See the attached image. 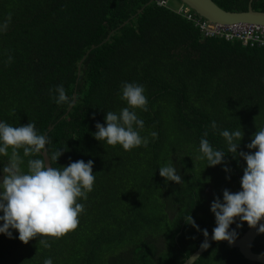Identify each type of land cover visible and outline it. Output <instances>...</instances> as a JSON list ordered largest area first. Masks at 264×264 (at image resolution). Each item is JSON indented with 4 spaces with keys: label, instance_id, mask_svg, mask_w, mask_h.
<instances>
[{
    "label": "trees",
    "instance_id": "1",
    "mask_svg": "<svg viewBox=\"0 0 264 264\" xmlns=\"http://www.w3.org/2000/svg\"><path fill=\"white\" fill-rule=\"evenodd\" d=\"M167 1L0 0V24L8 22L0 32V119L13 126L34 122L49 141V155L68 149L53 167L92 159L95 176L87 198H78L83 211L75 229L27 244L18 231L13 238L0 234L1 264L46 258L53 264H183L205 240L184 218L191 214L210 236L216 226L211 202L225 188L240 190L246 162L233 159L219 131H244L240 147L250 151L246 145L264 127V46L206 35L179 13L180 0ZM214 1L236 11L250 2ZM252 5L264 11V0ZM125 81L143 85L148 102L147 111L135 109L148 146L130 151L92 136L106 112L128 106L120 98ZM58 85L76 96L73 105L55 102ZM205 133L227 155L230 180L222 165L207 167L199 159ZM29 158L42 157H24V170ZM164 164L174 165L179 184L165 183ZM248 228L244 222L237 237ZM253 250L264 254V234ZM195 264L258 263L215 241Z\"/></svg>",
    "mask_w": 264,
    "mask_h": 264
},
{
    "label": "clouds",
    "instance_id": "2",
    "mask_svg": "<svg viewBox=\"0 0 264 264\" xmlns=\"http://www.w3.org/2000/svg\"><path fill=\"white\" fill-rule=\"evenodd\" d=\"M197 16L206 21L198 14ZM7 27V21L0 24V32ZM144 92L143 85L122 82L120 98L128 106L119 113L106 112L105 122H96V131L92 132V136L107 145L119 144L125 151L140 146L147 147L148 138L139 134V130L144 127V121L135 111L148 110ZM55 93L54 99L58 105L66 103L71 106L77 100L75 95L69 97L66 94L63 85L56 86ZM211 127L217 129L215 121ZM150 135L153 139L157 137L156 132ZM219 135L224 139L227 151L232 154L233 159L246 162L240 178V190L232 192L225 188L222 198L216 196L210 204L216 225L212 229L211 239L216 242L226 240L232 244L238 236L236 229L242 228L244 222L249 228L257 229L258 234H264V223H261L264 220V127H260L246 145L250 151H243L240 147L244 131L223 129L219 131ZM206 136L207 133L199 143V159L206 160L207 167L222 165L227 174L226 179L230 180L233 170L225 159L227 155L214 148ZM48 143L47 137L38 133L34 122L13 126L0 120V156L7 157L6 163L0 161L4 164L0 169V234L13 238L14 230L18 231L16 238L25 244L36 237L59 238L75 229L78 225V214L83 211V205L77 202L78 198L86 199L87 193L93 190L94 160H70L62 168H55L46 163V160L52 165L68 149L61 148L55 154L49 155L46 148ZM10 147L12 151L9 155ZM18 149H23V156ZM34 154H39L42 158H29L24 170V157H33ZM159 174L165 178V183L179 184L182 180L172 164L159 167ZM184 219L188 225L203 233L205 240L200 247L207 250L210 247L208 230L200 229L191 214ZM233 224L235 228L231 227ZM39 242L49 246L42 239ZM43 264H53V261L46 258Z\"/></svg>",
    "mask_w": 264,
    "mask_h": 264
},
{
    "label": "water",
    "instance_id": "3",
    "mask_svg": "<svg viewBox=\"0 0 264 264\" xmlns=\"http://www.w3.org/2000/svg\"><path fill=\"white\" fill-rule=\"evenodd\" d=\"M180 1L189 6L207 22L212 24L220 25L222 27L239 25H256L264 27V11L254 9L252 5L253 0H250L248 9L245 11L227 10L218 5L214 0ZM46 163H49V165L52 166L50 161L46 160ZM261 223H264V220H262ZM260 235L261 234H258L257 229L248 228L246 232L236 238L234 243L230 244L226 240L220 242L226 244L230 248L238 249L243 258L249 260L250 262L264 264V254L257 253L253 250V245ZM208 241L210 246L215 242L211 239V235L208 237ZM207 250H203L199 247L191 256L185 259L186 261L183 264H195L199 260L200 256Z\"/></svg>",
    "mask_w": 264,
    "mask_h": 264
},
{
    "label": "built area",
    "instance_id": "4",
    "mask_svg": "<svg viewBox=\"0 0 264 264\" xmlns=\"http://www.w3.org/2000/svg\"><path fill=\"white\" fill-rule=\"evenodd\" d=\"M159 6H168L167 0H156ZM179 13L186 20L194 22L206 35L224 36L231 40L240 39L244 45L264 46V27L256 25H239L232 27H222L210 22L199 19L197 14L188 6L183 5L179 8Z\"/></svg>",
    "mask_w": 264,
    "mask_h": 264
}]
</instances>
